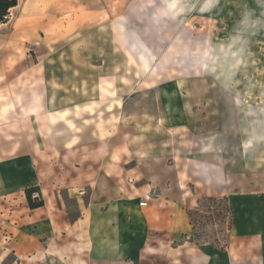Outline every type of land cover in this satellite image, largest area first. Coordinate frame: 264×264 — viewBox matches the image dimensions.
<instances>
[{
  "label": "rangeland",
  "instance_id": "1",
  "mask_svg": "<svg viewBox=\"0 0 264 264\" xmlns=\"http://www.w3.org/2000/svg\"><path fill=\"white\" fill-rule=\"evenodd\" d=\"M35 96L91 129L111 123L132 143L138 183L171 178L179 155L225 165L229 197L264 191V0H18L0 24V135L2 122L25 120L44 161L47 133L41 151L39 120L22 112ZM113 97L121 108L104 111ZM20 196L0 198V236ZM231 213V199L207 190L189 212L190 241L223 247Z\"/></svg>",
  "mask_w": 264,
  "mask_h": 264
},
{
  "label": "crops",
  "instance_id": "2",
  "mask_svg": "<svg viewBox=\"0 0 264 264\" xmlns=\"http://www.w3.org/2000/svg\"><path fill=\"white\" fill-rule=\"evenodd\" d=\"M107 105L104 111L121 108V100ZM22 112L39 120L40 129L32 117L35 139L45 130L51 151L39 154L48 159H36L25 120L1 123L0 198L20 192L22 211L0 236V264H264V191L229 197L225 165L177 155L166 165L171 178L138 183L132 143H122L111 123L91 129L89 118L45 111L36 96ZM27 188H37L32 197L39 195L43 205L28 206ZM207 190L232 202L223 247L189 239V212Z\"/></svg>",
  "mask_w": 264,
  "mask_h": 264
},
{
  "label": "trees",
  "instance_id": "3",
  "mask_svg": "<svg viewBox=\"0 0 264 264\" xmlns=\"http://www.w3.org/2000/svg\"><path fill=\"white\" fill-rule=\"evenodd\" d=\"M17 4L18 0H0V24L7 21L11 9ZM35 191H37V188L25 189V197L30 208L43 205V200L39 195L34 198L32 197V193Z\"/></svg>",
  "mask_w": 264,
  "mask_h": 264
},
{
  "label": "built area",
  "instance_id": "4",
  "mask_svg": "<svg viewBox=\"0 0 264 264\" xmlns=\"http://www.w3.org/2000/svg\"><path fill=\"white\" fill-rule=\"evenodd\" d=\"M35 196H36V194L34 193V194H33V197H35ZM140 204H141V205H145V204H146V201H141Z\"/></svg>",
  "mask_w": 264,
  "mask_h": 264
}]
</instances>
